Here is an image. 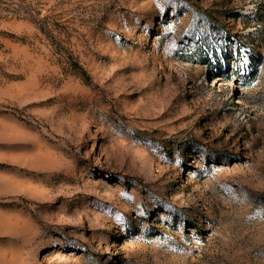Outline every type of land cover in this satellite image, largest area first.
I'll return each instance as SVG.
<instances>
[{
	"label": "rangeland",
	"instance_id": "374dc122",
	"mask_svg": "<svg viewBox=\"0 0 264 264\" xmlns=\"http://www.w3.org/2000/svg\"><path fill=\"white\" fill-rule=\"evenodd\" d=\"M0 264H264V0H0Z\"/></svg>",
	"mask_w": 264,
	"mask_h": 264
}]
</instances>
